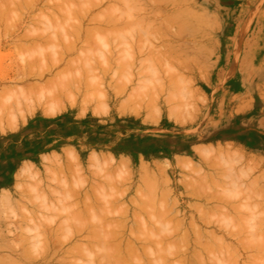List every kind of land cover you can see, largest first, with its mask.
I'll use <instances>...</instances> for the list:
<instances>
[{"label":"rangeland","instance_id":"1","mask_svg":"<svg viewBox=\"0 0 264 264\" xmlns=\"http://www.w3.org/2000/svg\"><path fill=\"white\" fill-rule=\"evenodd\" d=\"M0 264H264V0H0Z\"/></svg>","mask_w":264,"mask_h":264},{"label":"bare ground","instance_id":"2","mask_svg":"<svg viewBox=\"0 0 264 264\" xmlns=\"http://www.w3.org/2000/svg\"><path fill=\"white\" fill-rule=\"evenodd\" d=\"M118 9H120V8H118ZM113 11H114V13H115V12H118V13L120 12V10H117V8H115V10L113 9ZM107 13H108V12H107ZM113 15H114V14H113ZM105 17H106V16H105ZM48 24H50V23H48ZM53 27H54V26H53ZM150 199H151V198H150ZM150 202H151V201H150ZM151 203H153L152 205H154L155 202L152 201ZM148 205H149V203H148ZM155 206H156V203H155V205H154V208H155ZM152 207H153V206H152ZM160 216H161V215H160ZM166 217H167V216H166ZM163 222H164V221H163ZM167 222H168V221H167ZM76 223H77V222H76ZM92 224H93V223H92ZM168 224H169V223H168ZM77 225H78V224H77ZM82 225H83V224H82ZM166 225H167V224H166ZM166 225L164 224V226H162V224H161V229H162L163 231H165L166 228L163 229L162 227H165ZM65 226H66V225H65ZM87 226H88V225H87ZM93 226H94V225H93ZM95 227H96V226H95ZM95 227H94V228H95ZM97 227H98V224H97ZM140 227H141V226H140ZM64 228H66V227H64ZM70 228H71V227H70ZM66 229H67V230H66ZM66 229L63 230V231H67V232L70 231L69 228H68V226H67ZM71 229H72V228H71ZM78 229H80V228H78ZM83 229H84V228H83ZM141 229H142V228H141ZM81 230H82V229H81ZM96 231H98V230L96 229ZM67 232H65V234H67ZM98 233H99V232H98ZM68 234H69V233H68ZM100 235H101V234H100ZM100 235H99V236H100ZM150 235H151V233H150ZM67 236H68V235H67ZM99 236L97 235L96 240L101 239V236H100V237H99ZM151 236H153V235H151ZM151 236H148L150 240H152V237H151ZM89 237H90V236H89ZM95 237H96V235H95ZM148 237H147V238H148ZM150 237H151V238H150ZM98 238H99V239H98ZM163 238H165V237H163ZM167 238H169V237H167ZM154 239H156V238H154ZM101 240H102V239H101ZM166 242L169 243V241H167V240H166ZM156 243H157V242H156ZM165 245H168V244L166 243ZM163 246H164V245H163ZM157 247H158V245H157ZM165 247H166V246H165ZM170 247H171V246H170ZM162 248H163V247H162ZM162 248L160 247L159 249H158V248H157V249H158L159 251H161V250L164 251L165 249H164V248L162 249ZM167 248H169V246H168ZM160 249H161V250H160ZM170 249H173V246H172V248H170ZM170 249H166V250L168 251V250H170ZM150 250H151V249H150ZM166 250H165V252H166ZM116 251H117V250H116ZM153 251H155V250H153ZM146 253H149V252L146 251ZM163 253H164V252H163ZM105 254H107V252H106ZM156 254H157V251H156ZM166 254H168V253L166 252ZM170 254H172V253H170ZM148 255H149V254H148ZM106 256H111V255H106ZM159 256H160V254H159ZM162 256H163V257H165V256L167 257V256H169V254H168V255H165V253H164ZM89 257H91V255H89ZM111 257H112V256H111ZM155 257H156V256H155ZM163 257H162V258H163ZM162 258L160 257L159 260H160V259H161V260L164 259V258H163V259H162ZM109 259H111V258L109 257ZM152 260H153V259H152ZM164 261H165V260H164ZM170 261H171V260H170ZM170 261H168V262H170ZM88 262H89V261H88Z\"/></svg>","mask_w":264,"mask_h":264}]
</instances>
